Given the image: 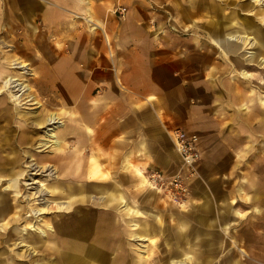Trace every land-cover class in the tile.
<instances>
[{
  "label": "crops",
  "instance_id": "obj_1",
  "mask_svg": "<svg viewBox=\"0 0 264 264\" xmlns=\"http://www.w3.org/2000/svg\"><path fill=\"white\" fill-rule=\"evenodd\" d=\"M220 5L209 7L208 0H0V34L21 44L22 56L39 74L38 88L54 91L55 99L61 101V105H56L66 112L72 108L64 99L76 96L83 106V111L68 117L77 124L70 126L66 138L70 147L63 155L54 152L55 164L62 168L60 174L72 178L65 184L68 188L60 189L58 197L70 196L72 207L84 202L99 204L106 211L115 210V217H119L125 211L123 206L103 204L108 201L99 197L101 190L122 185L129 205L137 201L147 173L168 168V156L174 148L171 141L170 145L165 144V138L176 127L199 137L200 158L195 165L199 177L190 182L197 203L190 201L187 210L201 211L216 200L219 202L217 197L223 195L226 187L231 194L233 189L235 194L244 192L234 175L243 174L248 158L261 153L256 144L264 146V75L260 76V83L243 78L239 68L243 66L236 54L225 51L215 41L226 22ZM116 6L126 8L124 19L113 13ZM170 15L174 17L172 21ZM175 19L182 26L188 22L198 28L182 34L174 30ZM14 57L17 56L7 55L4 59L10 61ZM22 61L29 65L27 60ZM252 82L258 84L259 94L247 86ZM10 129L2 133L9 136ZM80 136L84 140L79 141ZM3 146L0 150L11 149ZM79 148L81 154H87L82 168L86 170L97 162V175L84 172L79 176ZM111 155L120 156L121 169L128 173L120 184L112 173L104 171ZM96 181L102 184L98 186ZM246 185L249 195L251 190ZM87 194L93 197L87 199ZM130 207L134 209L131 214L144 215L140 209ZM73 212L69 215V232L68 227L56 226L55 252L48 260L44 258V264L149 263L146 257L131 261L104 257V246L97 244L100 236L94 224H85V217L79 211ZM101 214L106 213L97 216L104 217ZM196 216L205 217L193 213L189 216L192 219L187 217L192 222ZM172 218L170 237L178 230L177 216ZM159 219L156 222L160 223V216ZM207 220L210 226H216L215 218ZM129 222L130 226L137 224L136 219ZM227 226L226 222L220 225L221 232L227 233ZM134 228L128 232L130 236L148 239L144 224ZM211 230L199 225L194 231L199 246L207 247L206 232L217 234ZM260 233L264 251V228ZM150 243L154 246L156 241ZM166 256L163 263L156 258L157 263L170 264ZM12 261L9 264H14Z\"/></svg>",
  "mask_w": 264,
  "mask_h": 264
},
{
  "label": "rangeland",
  "instance_id": "obj_2",
  "mask_svg": "<svg viewBox=\"0 0 264 264\" xmlns=\"http://www.w3.org/2000/svg\"><path fill=\"white\" fill-rule=\"evenodd\" d=\"M219 4H221L220 6L223 7L222 12L225 14L224 19H226V22L221 29L223 32L242 34L246 30V27H250L252 31L254 30L264 33V20L259 19L260 14L258 13V9L261 8L262 5H259L258 3L254 4L253 2H251V0H208L209 7L211 6L214 8H219ZM173 18L174 17L170 15V21H172ZM231 22H234L235 24L233 27L230 26ZM175 23H178L179 25H175ZM174 26V30L181 32L182 34H187L189 32L193 33L195 28H198L197 25H188V22L182 26L177 19H175L174 21ZM250 35L253 36L254 34L251 33ZM20 45L21 44L19 43H12V41L8 40L5 35L0 34V71H6L8 73H15L17 75H20L21 79L30 87L27 91L28 94H30L32 97L34 96L38 103L29 105V103H32L31 101L26 104H18L11 99L8 92L1 93L0 91V133L3 131L2 125H6L7 123L3 120V118L9 116L11 118L10 122L12 129L9 130L8 134L13 144V148L10 150L4 148L0 150V197L1 195H4V197H8L10 200L9 203L10 207H12V212H10V215H8L11 216L9 219H11L14 214L16 216L17 214H19L17 222L15 223L11 221V224L8 225L9 227L7 228L8 232L10 231L12 232V234L14 232V239L10 242L12 243L19 241L17 233L15 234L14 229L26 227L27 225H34L37 230H31L30 228L27 230V234H29L28 240L33 242L36 248L34 247L33 250L32 247L27 249L23 246L17 247L16 245H6V249L14 255V259L10 258L6 263L3 264H9L12 260H14L12 261L14 262V264H44L46 260L44 258H47L48 260L49 256L52 257L51 255H54L55 252V248L53 247L52 249H50V251L46 250L45 245L52 242L51 240H49V236L47 237V235H54L56 226H64V229L65 227H68L66 231L69 232L71 229L69 227L72 224V218L69 215L74 214L73 210L79 211V214L85 217L83 218L85 224L88 221L90 225L94 224V227L97 231L96 233L98 234V236H100V240L97 242V244L100 246H104L103 255L106 258L119 257L123 259H129L131 261L132 259L137 257H146L149 259L148 264H158L156 258L158 259V262L163 263L166 259L165 257H167L166 255H175L174 258H181V251L191 249L192 246L178 240V238L174 236V233L171 234L170 237V227L174 225V221L171 220L174 219L172 217L177 216L176 223L178 225V230L174 231L176 232V234H179V232H181L180 227L182 223L178 221L179 219H181L185 223V226H187L189 230L195 231L200 225L202 228H212L211 231L217 233L213 234L210 232H206L207 247H202L200 245L193 249L194 253H197V260H199V264H227L230 258L234 259L236 264H264V251L262 249L263 238L262 234L260 233L264 228V146L261 143L256 144V147L260 149L259 152L261 153L256 152L254 155H251L248 158V164L245 165L243 174L240 172L237 175H234L238 179L237 183L242 184L241 188H243L244 192L235 194L233 189V194H231L228 193L229 187H226L222 192L223 195H219L217 197L220 198L218 199L219 202L216 200L217 203L215 202L213 205L208 206L207 209H203L201 211L195 208H193L192 210H187L190 201H192V204L194 203V205L197 203L190 184L192 179L199 177L195 166V174L186 177L185 179V184L188 187L189 193L188 195L180 196V202L177 201L176 198H174V196H172L171 194L169 199L168 196L165 195V192H163L162 190L158 191L155 190V188L154 190L153 188H149L148 184L144 182L147 177L143 179L144 187L143 189H141V191H143L140 192L137 196V201H131L130 205L137 210L150 209L156 212L161 217L160 223L152 220L146 215L131 214L130 205L128 206V208H123L128 212V214L127 212L123 211L121 212L119 217H115V210L109 209L108 211H106L101 208L99 204H92L91 202L78 203L75 207L71 206L68 209H59L55 205H49V207L44 210V213L40 214L39 216H33L34 209H38L41 207L38 203L39 201H36L33 196L35 194V190H37L35 188L37 184L34 182L35 180H37L38 183L43 182V187L47 189V194L45 195L46 199L64 201L68 200L69 198L65 195L58 197L59 193L61 192L60 189L64 190V188H68L69 186L65 187V184H69L72 181V178L71 176L60 174L62 172V168L60 169L61 166L55 164L56 161L54 155H63L66 148L68 146L70 147V143L66 141V138H68V135H70L71 129V127L69 126L70 124L68 122V117L70 113H76L75 111H83V106L78 104L76 96L70 97L72 99L68 97L69 99H64L65 101L63 102H68V104L71 105L72 110L71 112H66L56 105H61V101L55 99L53 95L54 91L40 90L38 88L39 74L33 72L34 68L30 64L28 59L22 56V48ZM248 52L254 53L255 58L253 61V65L247 67H245L244 65L242 66L245 67L244 69L251 74L249 80L254 79L258 81V83H260V76L264 75V63H260V59L264 58V51L262 50L259 42L255 40L254 42H252V40H246L244 41L243 49H240V51L235 54L238 60L242 62L243 59H246V57L250 55V53ZM7 55L17 56L14 57L15 59H24L25 61L27 60V62L29 63V65H27V68L29 69L27 70V73L22 74L19 70L12 69L9 65L10 62L7 61L8 59H4ZM20 57L23 59H21ZM254 76L255 78H253ZM262 81L264 83V76H262ZM257 85V83L252 82V85L249 84L247 86L252 89L255 88V91L257 92ZM259 92L260 91L258 90V93H255V95L259 94ZM262 94L264 97V89ZM26 96L27 94L23 96L25 97L23 101L26 100ZM23 112H29L30 114L36 113L39 115L43 114V116L45 117L50 113H54L62 123H65V130H63L65 134L63 138L59 137L62 140L59 144V147L55 148L51 143H47L46 147L37 148V144L39 143L40 138H43L42 130L35 128L30 121L31 119L25 121L22 114ZM12 116H15L18 121L20 119L24 120L20 123V127L19 124L16 123V121H13ZM61 128L62 126L60 127V129ZM18 140H20V143L17 142ZM82 140H84V137H82V139H79V141ZM170 141L171 138L166 135L165 144H167V146L170 145ZM80 146L85 148V146L83 145ZM54 152L56 153L54 154ZM77 157L79 165V167H77V172L79 171V176H82L84 172H87L86 175L89 174V176L98 174L95 173V166H100L97 162L91 163V167L89 166V168H87L86 170L82 168L86 165L87 154H81L80 148ZM5 159H8V161L10 160L11 163L7 164L4 161ZM121 160L122 159L120 158V156L111 155L110 163L106 165L107 169L104 170L108 175L112 173V175L115 176V180L117 183H119V181L123 182L125 180L126 174H128L127 172H125V170L121 169ZM90 161H93L92 157L90 158ZM101 161L104 162L105 159L101 158ZM167 161L170 162L168 168L155 170L159 171L165 177H170V179L175 177L182 178L183 176H186L187 169L183 165L175 148L172 152H170V157L168 156ZM37 165L44 166L42 169L37 170L38 168L35 167ZM49 168L54 170V173L50 172L51 170ZM21 171L22 178L18 176ZM241 175L243 176L242 180L239 179ZM246 176L249 177V180H247ZM15 177L19 178L17 196L13 195L14 187L10 186V188H7L8 181L10 180L9 182L14 184L13 181ZM80 180L82 179L80 178ZM58 182H60L61 184H58ZM110 183L112 182H109L107 184ZM95 184L100 186L102 182L96 181ZM246 184L249 185L248 188L251 190V193H249V195H247ZM145 186L151 190L147 189ZM121 188H123L122 185ZM8 195H10V197ZM183 199H187V201L182 202L181 200ZM234 210L241 212L242 215L234 216ZM101 212L106 213L104 215L101 214L104 217L97 216ZM192 213L204 215L205 217L202 218V223H198V221L196 220L197 216L194 218V221L192 220L191 222L190 219L192 218L189 216ZM29 214L31 215L30 217L27 216ZM88 214L89 216H87ZM186 215L190 219H187L188 217ZM208 217L210 219L215 218V227L210 226L207 220L209 219ZM134 219H136L137 224L142 223L146 226L144 234L148 239L142 240L137 236L133 235L134 238L132 237V235L130 236V233L128 232L133 231L130 229H135L132 225L135 223L131 224V228V226L129 225V221ZM6 220L3 221L0 218V231H2L3 227L5 226L4 223L6 222ZM225 222L228 223V226L225 230L227 233H224V231L221 232L220 230V225H224ZM39 231L41 233H39ZM194 231L190 232V242L198 238V236H194ZM151 240L156 241V244L154 246L150 243ZM147 248L150 249L148 250ZM2 251L3 249H0V253H2ZM61 252L64 251L61 250ZM192 253L193 251L191 249V252H189V254ZM19 254H22V257L19 256ZM5 256H7V252L1 255L2 258ZM46 263L48 264L50 262ZM170 264H172L171 261ZM185 264H194V262L193 260L188 259L187 263Z\"/></svg>",
  "mask_w": 264,
  "mask_h": 264
},
{
  "label": "bare ground",
  "instance_id": "obj_3",
  "mask_svg": "<svg viewBox=\"0 0 264 264\" xmlns=\"http://www.w3.org/2000/svg\"><path fill=\"white\" fill-rule=\"evenodd\" d=\"M251 2H253L254 4L258 3L259 5H262L261 8L258 9V13L260 14V15L259 14L258 15L260 17L259 19L264 20V0H251ZM234 25H235L234 22L230 23L231 27H233ZM251 33H253L254 35L253 36L250 35ZM216 35L219 36V37L216 36L215 41H218L225 51H232L234 54L239 52L240 49H243L244 41H246V40H252V42H254V40H255V41L259 42L261 47H262V50L264 51V33L260 32V31H254V30L252 31L250 29V27H246V30L242 34H240V33L235 34L233 32L225 33L221 29H219V35L218 34H216ZM248 53H250V55H248V57H246V59H243L242 62H241V64L244 65L245 67L252 66L254 58H255L253 52H248ZM9 62H10L9 65H10V67L12 69H17L22 74L23 73L26 74L27 70H29L27 68V63H25L22 60L14 58V59L10 60ZM260 63H264V58L260 59ZM245 67H241V66L239 67V68H241V75L243 76V78L249 79L251 77V74L248 73V71H246L244 69ZM0 82H1V90H0L1 93L8 92L9 96L11 97V99L13 101H15L16 103H18V104L19 103L26 104V103L31 102V101H32V103H29V105L38 103V101H36L34 96L32 97L30 94H28L27 91L29 90L30 87L28 86V84H26L21 79L20 75H17L15 73H8L6 71H0ZM25 94H27L26 100L23 101L24 98H25L23 96ZM22 114L24 116V120L27 121V120L31 119L30 121L33 124V126L35 128H37V129H41L42 130L43 138H40L39 143L37 144V148L46 147L47 143H51L54 147H57V148L59 147V144L62 141L59 138V135L61 137H63L64 131L62 129H64L65 123H62L60 121V119L54 113H50L46 117L43 116V114H40V115L36 114V113L35 114L34 113L30 114L29 112H23ZM60 118H62V117H60ZM10 119L11 118L9 116L3 118V120L5 122H7L6 125L5 124L2 125L3 130H5L7 127L12 129ZM12 119H13V121H16L17 124H19V127H20V123L23 122L22 119H20L18 121L17 118H15V116H12ZM68 122L70 124L69 126H71L72 124L77 125L72 120H70V121L68 120ZM61 126H62V128L60 129ZM79 133L81 134L82 132L80 131ZM21 140H22V138H21ZM17 142L20 143V140H18ZM3 145H5V147L9 146L11 149L13 148V146H12L13 144H12V141L9 138V136H7V134H4V133L1 132L0 133V149H1V147ZM4 161L6 162V159ZM43 166L44 165H40V166L37 165L35 167L38 168L37 170H40V169L43 168ZM49 169L51 170L50 172L54 171L51 168H49ZM21 175H22V171L19 173L18 176H20V178H22ZM18 179H19L18 177H15V179L13 181L14 184H11V187H14V195H16V196L18 195L17 194L18 193ZM146 180H144V182H146V184H148V187L154 189V187L150 185L148 180L147 181ZM34 182L37 183L36 186H35V188L37 190H35V194L33 196H34L36 201H39L38 203L40 204L41 207L38 208V209H34L33 216H39L40 214L44 213V210L47 209L49 207V205H55L59 209H68V208H70L72 206L73 201L71 200L72 198H70V196H69L68 200H64V201L46 199L45 195L47 194V189H45L43 187V185H44L43 182H39L38 183L37 180H35ZM109 188L110 189H105V191H103V189L101 188L102 189L101 190V195L99 197L102 200L106 199L108 201V202H103V204L105 203V204H108L110 206L111 205L114 206L116 204L117 205L119 204V205L123 206L122 208H128L129 203L125 199V196L123 195L121 188L118 185L111 186V187L109 186ZM91 197H93V195H91V194H87V196H86L87 199H89V198L91 199ZM8 200L9 199L4 197V195H1V197H0V217H3V219L7 218V220L4 223L5 226L3 227L2 231H0V249H3L2 253H0V264L6 263L8 261V259H10V258L14 259L13 258L14 255L11 254V252H9L6 249V247H7L6 245H8V246L16 245L17 247L23 246V247H26L27 249L30 248V247H32V248L35 247L34 243L28 240V235L29 234H27L28 233L27 230L30 229V228H31V230L32 229H34V230L36 229L37 230V228H35L34 225H29V226L27 225L26 227H20V228H16L15 227L16 229H14V231H15V234L17 233V237L19 238V241L12 242V243L10 242L11 240L14 239V237H13L14 236V232H13V234L10 231L8 232L7 228L9 227L8 225L11 224V220L13 222H15V223L17 222L19 214H17V216L16 215L13 216L12 219L8 220L9 218L7 217V215H9V212H12V207H10V203H9ZM130 210H131V212H134V209L131 208ZM140 211L142 213H144V215H146L147 217H149V218H151V219H153L155 221L156 220L157 221L160 220L159 216L157 214L153 213L152 211L145 210V209H140ZM233 213H234L235 216L239 215V214H237L236 211H234ZM27 216L30 217L31 215L29 214ZM196 220L198 221V223H202L201 221L203 219H202V217H197ZM178 221H180L182 223V225L180 227L181 232H179V234H176V232H174V236L176 238H178V240L183 241V242L191 245L192 247L194 246L193 248L191 247L193 253L189 254V252H191V249L182 250L181 251V258H174L175 255H171V256H169V263L171 261L172 264H185V263H187L188 259H191V260H193L194 264H199L198 263L199 260H197L198 259L197 258V253L196 252L194 253V250H193V249H195V247L199 246L198 245L199 239L196 238L194 241L190 242V240H189L190 232H192L194 230H189L188 227L185 226V223L181 219H179ZM132 225H133V227H136L137 224H132ZM5 227H6V229H5ZM39 233H41V232L39 231ZM47 237L49 238V240L52 241L50 244H46L45 245L46 246V250L50 251V249H52V247L56 248L55 247L56 236L50 234V235H47ZM64 241L67 242V239H65ZM181 249H183V248H181ZM6 252H7V256L2 258L1 255L5 254ZM19 256L22 257V254L21 255L19 254ZM229 260H228L227 264H236L234 259L230 258Z\"/></svg>",
  "mask_w": 264,
  "mask_h": 264
},
{
  "label": "built area",
  "instance_id": "obj_4",
  "mask_svg": "<svg viewBox=\"0 0 264 264\" xmlns=\"http://www.w3.org/2000/svg\"><path fill=\"white\" fill-rule=\"evenodd\" d=\"M126 11L127 10L124 6H116L113 9V13L120 19L125 18ZM170 138L179 158L187 169L186 176L170 179V177H165L157 170H151L147 173L146 177L155 190H162L169 199L171 194L177 201H179V199H181L180 196H185L189 193L188 187L185 184L186 177L195 174V165L200 158L198 149L199 137L194 132L176 127L170 131ZM181 201L185 202L187 199Z\"/></svg>",
  "mask_w": 264,
  "mask_h": 264
}]
</instances>
